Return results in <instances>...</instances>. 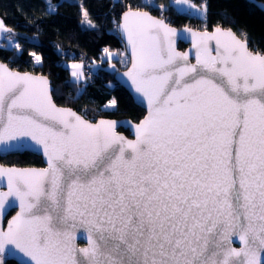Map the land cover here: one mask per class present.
<instances>
[{"label":"snow or ice","instance_id":"6c2138e0","mask_svg":"<svg viewBox=\"0 0 264 264\" xmlns=\"http://www.w3.org/2000/svg\"><path fill=\"white\" fill-rule=\"evenodd\" d=\"M122 19L146 102L134 126L57 107L46 77L0 63V156L47 165H0V221L19 209L0 224V264H264V52L217 26L192 33V64L163 20L130 6Z\"/></svg>","mask_w":264,"mask_h":264},{"label":"trees","instance_id":"16d2710c","mask_svg":"<svg viewBox=\"0 0 264 264\" xmlns=\"http://www.w3.org/2000/svg\"><path fill=\"white\" fill-rule=\"evenodd\" d=\"M55 12L48 11V0H0V19L10 31L0 34V60L19 70L45 74L53 84V98L59 105L70 106L87 118H125L138 121L145 113L128 90L114 77L124 68L119 58H112L114 68L102 60L105 49L125 52L117 31L121 12L131 8L147 9L158 15L159 6L144 0H51ZM165 4L167 22L181 27L198 29L214 26L231 27L244 39L247 33L250 47L264 52V12L247 0H194L207 3L205 16L181 10L170 0ZM264 1V0H260ZM87 13V16L84 13ZM179 48L186 44L179 42ZM34 54V55H33ZM127 55V54H126ZM36 56L41 59L39 62ZM81 60L87 72L86 80L70 79L66 60ZM77 89H81L78 93ZM112 99L115 107L105 109ZM128 134V130L119 128ZM0 162L9 165L40 166V155L24 151L0 156ZM6 264H19L13 259Z\"/></svg>","mask_w":264,"mask_h":264},{"label":"water","instance_id":"95a60500","mask_svg":"<svg viewBox=\"0 0 264 264\" xmlns=\"http://www.w3.org/2000/svg\"><path fill=\"white\" fill-rule=\"evenodd\" d=\"M247 1L252 2L253 4H255L259 9H261V10L264 12V9L261 8V6L264 5V1H260V0H247ZM127 10H129V8L126 9V10H124L123 12H121V14H120V16H119V20H118V24H117V31H118V33H119V35H120V37H121V39H122V41H123L125 51H126V53L128 54V56H129V62H128V64H127L124 68L116 70V71H115V74H114V77H115V79H116V80H117L122 86H124V87L128 90V92L131 94V96H132L134 102H135L137 105H139V106H141L142 108H144V110H145L144 115H143L138 121H134V120H132V119L129 118V117H125V118L98 117V118H96V119H91V118H87V117L84 116L82 113H80L79 111L75 110L74 108H72V107H70V106H65V105H59V104H57V103L55 102L54 98H53V93L51 92V94H52V98H53V102L57 105V107H60V108H70V109H72L73 111H75L78 115H81L83 118L89 120L90 122H96V121H98V120H100V119H105V120H115V121H119V122L127 121V122H129V124H130L131 126H134L135 124H137V123H138L140 120H142V119L144 118V116L147 114V112H146V106H145L146 102H145V103H141V102H140L139 94H137V93L135 92L134 88L130 86V85H131V81H130L129 78L125 75V73H126V72L130 69V67H131L130 47H129L128 44H127V37H126V35L124 34L123 27H122V25H123V19H122V16H123V13H124L125 11H127ZM132 10H137V11H141V12H147V13H148L150 16H152L153 18L163 20V21L165 22V24L168 25V27L175 29V30L177 31L178 35L175 36V37H172V38H171V39H173L174 42H175V50H176L177 52H180V53H188V54H189V62L192 63V64L195 63V52H196V49L193 47V36H192V33H193V32L201 33V32H204V31H208L209 33H211V32H213L214 29L217 27V26H214V27H212L211 29H198V28H195V27H192V26H189V25H183V26H181V27H177V26H174V25H171L170 23H168L163 17H160V16H158V15H156V14H153L152 12H150V11L147 10V9L132 8ZM219 27H221V26H219ZM221 28L224 29V30L231 29V30L235 33V35L237 36V38H239V39L242 40V41L245 40L243 37H241V36H240V35H239V34H238L233 28H231V27H227V28H225V27H221ZM181 33L183 34L184 37H186V39H181V38H180V34H181ZM179 42H183L184 44H186V47H185L184 49L179 48V46H178ZM210 45H211L212 48H213V55H214V54H215V51H214V49H215V42H214V41L210 42ZM248 45H249V49H250L251 51H254V52H255V50H253V49L250 47L249 41H248ZM0 63H3V64H5V65H7V67L9 68V70L14 71V72H19V73H21V74H25V73H27V74H30V75H33V76H38V77H46L47 80L49 81V87H50V89L53 91V84H52L51 78H49L47 75H45V74H39V73H35V72L30 71V70H19V69H16V68H12V67H10L6 62L1 61V60H0ZM119 128H123V129L128 130V134L125 133V132L122 131V130H119ZM117 131H118L119 133L123 134L124 136L130 138V139H131V138H134L133 135H132L131 128H129V127L118 126V127H117ZM28 152H31V153H34V154L40 155V156L42 157L43 165H41V166H20V165H12V164L9 165V164H4V163H1V162H0V165L4 166V167H6V168H7V167H16V168H21V169H24V168H36V169H40V168H44V167L47 166V165H46V162H45V159H46V158L42 155V153L34 152V151H28ZM20 153H22V152H20ZM3 190H6V187H5ZM6 208H7V206H6ZM13 209H14V208H13ZM15 209H16L15 212H14L10 217H8L7 221L10 220L13 216L16 215V212H17L19 209H18V207L15 208ZM9 211H10V210H6L3 221H0V224H2L4 227H6V225H7V221L4 222V220H5V217L7 216V214L9 213ZM78 244H79L80 246H85V245H86V241H85V240H78ZM233 246H235V247H240V244H239L238 242H236ZM8 259H13V260L17 261L19 264H22V261H23L24 259H26V257H24L22 253H21V254H18V255H16V256H13V257H8L7 259H5V264H6V260H8Z\"/></svg>","mask_w":264,"mask_h":264},{"label":"rangeland","instance_id":"374dc122","mask_svg":"<svg viewBox=\"0 0 264 264\" xmlns=\"http://www.w3.org/2000/svg\"><path fill=\"white\" fill-rule=\"evenodd\" d=\"M170 1L171 2L173 1L174 3H176V6L178 5L177 7H179L181 10H184V11L189 12V13H194V14L196 13V14H199L201 16V14L204 12V5H205L204 1L196 2L194 0H188L187 3H178L177 0H170ZM50 2L52 5H54L51 0H50ZM146 2L151 3L152 5L154 4L155 6H159L157 9V12L161 13V11H163L164 12L163 16L167 19V17H168L167 12L164 9L166 7L165 4L158 3L157 0H146ZM126 54L127 53H125L123 51L117 52L114 50H108V52L106 53L104 50V52L102 54V60L108 58L110 61L108 62L107 67L114 68V63L111 61V59L112 58H119L120 61L125 63L129 58L128 54L127 55ZM65 64L69 67L71 80L76 81V82H83L86 80L87 72L85 71L83 62L81 60H75V59L66 60ZM73 64L83 65L82 71H83L84 75L79 80H77L75 77H73L71 75V73L74 71V69L72 68Z\"/></svg>","mask_w":264,"mask_h":264},{"label":"flooded vegetation","instance_id":"af4514ba","mask_svg":"<svg viewBox=\"0 0 264 264\" xmlns=\"http://www.w3.org/2000/svg\"><path fill=\"white\" fill-rule=\"evenodd\" d=\"M41 166V165H40ZM15 208L14 209H11L10 211H9V213L7 214V216L5 217V220H4V222H6L7 221V219H8V217H10L14 212H15ZM9 260V259H8ZM7 261V260H6Z\"/></svg>","mask_w":264,"mask_h":264},{"label":"built area","instance_id":"2783aa9c","mask_svg":"<svg viewBox=\"0 0 264 264\" xmlns=\"http://www.w3.org/2000/svg\"><path fill=\"white\" fill-rule=\"evenodd\" d=\"M158 13H159V12H158ZM163 13H164V12H163V11H161V13H159V14H160V16L164 17V16H163ZM167 16H168V15H167ZM164 18H165V17H164ZM165 19H166V18H165Z\"/></svg>","mask_w":264,"mask_h":264},{"label":"crops","instance_id":"0c3cea01","mask_svg":"<svg viewBox=\"0 0 264 264\" xmlns=\"http://www.w3.org/2000/svg\"><path fill=\"white\" fill-rule=\"evenodd\" d=\"M144 1H146V0H144ZM171 3H173V4H175L176 5V3H174L173 1L171 2ZM178 6V5H177ZM196 14V13H195ZM1 33V32H0Z\"/></svg>","mask_w":264,"mask_h":264}]
</instances>
